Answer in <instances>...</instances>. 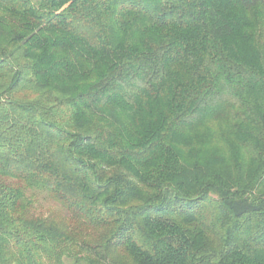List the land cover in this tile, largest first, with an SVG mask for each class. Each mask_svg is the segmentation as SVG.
<instances>
[{
    "label": "trees",
    "instance_id": "1",
    "mask_svg": "<svg viewBox=\"0 0 264 264\" xmlns=\"http://www.w3.org/2000/svg\"><path fill=\"white\" fill-rule=\"evenodd\" d=\"M0 264H264V0H0Z\"/></svg>",
    "mask_w": 264,
    "mask_h": 264
},
{
    "label": "rangeland",
    "instance_id": "2",
    "mask_svg": "<svg viewBox=\"0 0 264 264\" xmlns=\"http://www.w3.org/2000/svg\"><path fill=\"white\" fill-rule=\"evenodd\" d=\"M42 208H41V210L43 211V212H45L46 211V207H47V205L46 204H42Z\"/></svg>",
    "mask_w": 264,
    "mask_h": 264
}]
</instances>
